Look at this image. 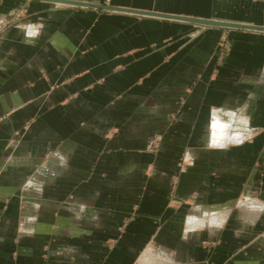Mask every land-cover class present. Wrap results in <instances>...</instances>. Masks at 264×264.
<instances>
[{
    "label": "crops",
    "instance_id": "0c3cea01",
    "mask_svg": "<svg viewBox=\"0 0 264 264\" xmlns=\"http://www.w3.org/2000/svg\"><path fill=\"white\" fill-rule=\"evenodd\" d=\"M81 1L264 27V0ZM0 264H264V31L0 0Z\"/></svg>",
    "mask_w": 264,
    "mask_h": 264
},
{
    "label": "water",
    "instance_id": "95a60500",
    "mask_svg": "<svg viewBox=\"0 0 264 264\" xmlns=\"http://www.w3.org/2000/svg\"><path fill=\"white\" fill-rule=\"evenodd\" d=\"M42 1H48V2H59V3H67L77 6H85V7H94L98 9H112V10H126L141 14H151L156 16H165L169 18L174 19H180L185 20L193 23H199L203 25H215L220 27H234V28H244V29H252V30H258V31H264L263 26H257V25H250L245 23H237L233 21H225V20H219V19H201V18H195V17H187V16H177V15H168L164 13H156V12H147V11H140V10H134V9H124V8H118L113 6H107L100 3L90 2V1H81V0H42ZM252 183V177L249 179L247 183V188L245 192L248 190L249 186H251Z\"/></svg>",
    "mask_w": 264,
    "mask_h": 264
},
{
    "label": "rangeland",
    "instance_id": "374dc122",
    "mask_svg": "<svg viewBox=\"0 0 264 264\" xmlns=\"http://www.w3.org/2000/svg\"><path fill=\"white\" fill-rule=\"evenodd\" d=\"M228 47H229L228 40L227 39H222L221 42L219 43V57L223 58L226 55ZM161 138L162 137L160 135H156L155 137H153V141H152V143L150 145V150L153 151V153H156L159 150L160 145H161V141H162ZM183 163H184L183 159L179 161V167L180 168L183 166ZM243 199L245 200V197ZM131 218H132V216L126 217L125 221H123V223H122V225L120 226L119 229H123L126 226L127 222Z\"/></svg>",
    "mask_w": 264,
    "mask_h": 264
},
{
    "label": "bare ground",
    "instance_id": "6f19581e",
    "mask_svg": "<svg viewBox=\"0 0 264 264\" xmlns=\"http://www.w3.org/2000/svg\"><path fill=\"white\" fill-rule=\"evenodd\" d=\"M52 3H57V4H67V3H59V2H52ZM67 5H72V4H67ZM199 24V23H198ZM203 25V24H200Z\"/></svg>",
    "mask_w": 264,
    "mask_h": 264
}]
</instances>
